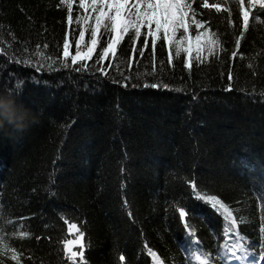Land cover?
<instances>
[{
    "label": "trees",
    "instance_id": "1",
    "mask_svg": "<svg viewBox=\"0 0 264 264\" xmlns=\"http://www.w3.org/2000/svg\"><path fill=\"white\" fill-rule=\"evenodd\" d=\"M76 1L69 24L61 0H0V93L22 82L28 110L25 131L0 128V264H72L64 244L79 232L86 264H197L198 249L249 264L240 257L264 251V11L249 8L245 30L234 0H209L219 13L194 0L220 40L199 60L195 48L176 56L162 33L145 48L147 28L100 60L112 36L101 28L93 56L73 64ZM209 196L233 211L235 233Z\"/></svg>",
    "mask_w": 264,
    "mask_h": 264
},
{
    "label": "snow or ice",
    "instance_id": "2",
    "mask_svg": "<svg viewBox=\"0 0 264 264\" xmlns=\"http://www.w3.org/2000/svg\"><path fill=\"white\" fill-rule=\"evenodd\" d=\"M193 2L190 0H79V7L87 11L89 8L95 13L94 24L89 25L88 21L92 19V16H78L76 22L79 24L81 21L83 24L88 25L91 29V46L87 49V52L81 53L80 42L84 40L85 30L82 29L79 33V40L77 41V52L75 56L71 57L72 63L76 64L77 60L90 59L91 54L95 48V45L98 42V33L101 28H104L106 31L112 34V38L108 42V46L104 48L100 60L107 58L109 52L113 56L116 54V46L120 43L123 37L128 34L130 31L134 32L135 38H139L142 34L141 30L147 28L146 37L144 40V47L148 46L147 37H152V47L155 51L156 43L161 39V33L163 34L162 38L165 40L169 47H175L176 56H180L181 53H190L195 48L197 52V60H199V53L204 50L206 47L208 52L212 54L216 48L220 45V40L217 37L215 32L209 33V31L200 32L199 29L204 27V24L207 23L202 20L196 19V11L193 9ZM238 5L241 11L243 18V27L244 29L249 28V8H254L256 5H259L261 11H264V0H248V8L244 5V0H234ZM61 3H66L68 5V22L72 23V0H61ZM201 7L204 9H215L217 13L221 12V6L217 3H209V0H202ZM223 11L231 12L228 8H224ZM191 14V15H190ZM191 20V24L189 23ZM231 22V21H230ZM195 25L197 29V34L195 39L189 36V30L191 25ZM154 26V27H153ZM182 30V34L177 39V33ZM243 35V33L241 34ZM135 43V40L133 41ZM68 46L69 42L65 40V50L64 56L68 57ZM236 46L239 48L240 39L236 40ZM47 48V45H44ZM135 52L136 49L134 48ZM144 50H140V56L143 57ZM237 53L234 51L232 56L235 57ZM171 59V56H170ZM65 67L67 63L65 62ZM102 70V69H101ZM231 74H229V80H231ZM144 87H164L167 88V85H157V84H145ZM227 90H231V84ZM7 92H11L16 96V103L19 104V97L22 93V82L14 83V89H7ZM178 91V89H177ZM192 188L195 191L196 182H192ZM258 195L262 200H264V186L258 190ZM196 198L204 200L205 198L200 196L197 193ZM205 203L209 204L211 209L215 212L220 213L223 217L222 221V231L226 234H232L237 231V217L234 216L233 211L229 209L228 206L216 196H209L205 200ZM191 211V210H190ZM131 215V213H129ZM181 218L186 216V212L181 210L179 212ZM187 227V225H185ZM71 229H76L79 231L75 224L71 225ZM260 233H264V226H261L259 229ZM22 236H27L26 232L21 233ZM84 237L83 232H79V237L77 240H69L64 244V249L67 254V259L76 264L77 257L80 258V264H86L85 253L83 250V245L79 251H74L72 245L78 243L79 240H82ZM243 238V237H241ZM261 247L264 248V238L260 241ZM255 245H249V247H254ZM151 251V250H149ZM154 256L155 253H152ZM233 258H236V253L231 252ZM240 257V259H249V264H257V261H264V251H261L257 256L255 253ZM15 259V256H13ZM119 261H126L125 255H120L118 257ZM194 260L197 264H214L212 261L211 255L207 251H197L194 256Z\"/></svg>",
    "mask_w": 264,
    "mask_h": 264
},
{
    "label": "clouds",
    "instance_id": "3",
    "mask_svg": "<svg viewBox=\"0 0 264 264\" xmlns=\"http://www.w3.org/2000/svg\"><path fill=\"white\" fill-rule=\"evenodd\" d=\"M28 110L16 103L11 92L0 93V128L11 125L15 131L23 132L28 127Z\"/></svg>",
    "mask_w": 264,
    "mask_h": 264
},
{
    "label": "rangeland",
    "instance_id": "4",
    "mask_svg": "<svg viewBox=\"0 0 264 264\" xmlns=\"http://www.w3.org/2000/svg\"><path fill=\"white\" fill-rule=\"evenodd\" d=\"M75 4L77 5V9H75V11H76V20H77V17L78 16H84V17H86V16H89V15H91L92 16V14H93V12H92V10L89 8L88 10H90V12H88V10L87 11H85L84 9H81L80 7H79V0H77L76 2H75ZM191 15V14H190ZM93 19H90L89 21H88V23H90L91 21H92ZM189 23L191 24V20H189ZM80 25H79V32H78V34H77V40L76 41H78L79 40V33H80V31L82 30V29H86L85 30V33H86V31H87V25H85V24H83V22L81 21V23H79ZM92 24H94V20H93V22H92ZM191 30L192 31H190L189 30V36L193 39V41H194V39H195V36H196V34H197V29H196V26L193 24V25H191ZM207 29H205L204 27L203 28H201V29H199V31L200 32H204V31H206ZM102 31L103 32H106V30L103 28L102 29ZM208 31V30H207ZM182 34V30L180 31V32H178L177 33V39L179 38V36ZM112 38V36H110V38L108 39V41L106 42V46H105V48L108 46V42H109V40ZM107 39V38H106ZM68 42H69V46H68V52H69V57H72V56H75L76 55V52H77V42L75 43H73L72 42V40H71V38L68 36ZM91 41H87L86 43L84 42V40L82 41V42H80V51H81V53L83 54V53H85V52H87V49L91 46V43H90ZM96 48H97V44L95 45V48H94V50H93V52H92V54H91V57L93 56V54L95 53V51H96ZM206 48V47H205ZM193 49H194V47H193ZM110 54H112L111 52H109V54H108V56L110 55ZM84 60H89V59H84ZM77 61H80L79 59L77 60ZM240 264H242V263H240ZM257 264H264V261H257Z\"/></svg>",
    "mask_w": 264,
    "mask_h": 264
}]
</instances>
